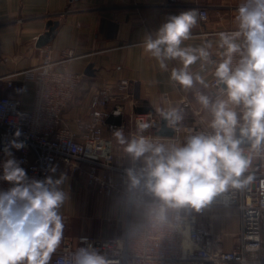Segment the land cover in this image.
I'll return each mask as SVG.
<instances>
[{
    "label": "clouds",
    "instance_id": "obj_1",
    "mask_svg": "<svg viewBox=\"0 0 264 264\" xmlns=\"http://www.w3.org/2000/svg\"><path fill=\"white\" fill-rule=\"evenodd\" d=\"M236 13L235 30L218 34V46L224 52L214 76L216 85L224 86L219 91L226 98L212 102L207 95H197L198 102L211 110V132L190 135L179 146H166L142 134L126 140L122 127L114 129L113 136L125 145L133 161L125 170V187L115 205L124 235L113 242L114 255L125 243L144 253L177 236L188 247L189 211L199 213L217 197L251 180L241 177L251 164V153L264 147V0H242ZM205 18L196 9L181 11L143 38L144 50L162 71H168L170 61L180 63L171 69L170 78L185 90L196 83L208 87L189 68L209 60L211 43L184 46L192 29ZM236 55L239 60L234 65ZM17 91L23 93L26 88ZM161 115L171 125L181 119L175 109ZM148 127L138 125L141 132ZM20 134L17 130L15 136ZM245 143L250 144L248 155L242 147ZM23 147V142L10 141L0 164V180L10 185L0 189V264H52L65 235L60 209L69 199L63 189L68 178L64 173L59 178L29 177L11 151ZM56 170L55 166L49 169L53 174ZM84 245L66 252L57 264H118L86 239Z\"/></svg>",
    "mask_w": 264,
    "mask_h": 264
},
{
    "label": "crops",
    "instance_id": "obj_2",
    "mask_svg": "<svg viewBox=\"0 0 264 264\" xmlns=\"http://www.w3.org/2000/svg\"><path fill=\"white\" fill-rule=\"evenodd\" d=\"M240 3L242 0H0V97L18 99L24 109H30L34 99V82L22 73L40 66L50 46L52 57L56 60L63 56L62 52L72 51L75 57L68 61L66 67L68 71L84 76L72 104L64 114L65 123L74 133L80 131L77 120L87 119L90 114L92 95L106 86L111 87L114 95L111 107L124 105L126 120L131 115L146 113L142 110L144 108H151L152 112L158 114L159 130L161 111L176 109L189 89H183L170 78L171 69L181 66L180 63L170 61L168 71H162L158 62L144 50V36L154 33L170 15L190 9L199 12L202 6L208 7L210 20L198 21L192 29L191 39L184 41V46L201 47L211 43L209 60L198 61L189 68L194 77L198 74L204 81L211 80L215 78V68L209 61L224 51L218 46V34L235 30L234 17ZM50 21H59V26L50 43L39 48L38 38L47 32ZM90 64H94V76L85 74ZM127 80L130 83L128 90L120 88V83ZM9 82L12 84L9 85ZM21 88H26V91L18 92ZM211 119L212 114L205 112L203 122L197 124L205 125L212 131L209 127ZM116 120L121 122L119 118ZM193 123L186 120L184 126ZM194 134L197 133H188L184 129L178 136L154 141L166 146H179ZM104 135L112 138L115 145H122L107 127L104 128ZM124 136L129 140L128 134ZM122 146L116 160L129 168L133 166V161L125 152V145ZM54 166L56 172H48V175H54V178H59L61 173L67 175L63 189L69 198L84 195L85 204L95 203L99 215L97 218L90 217L92 222L88 219L82 222L61 208L66 224L64 236L73 238L75 245L82 236L120 237L124 227L115 211L116 201L125 187L120 175L114 174L116 182L121 185L120 189L108 193L101 190L100 184L90 183L87 164H82L83 170L80 172H73L62 161ZM104 173L101 171L100 175ZM92 190L100 195L93 202ZM108 211L113 213L107 215Z\"/></svg>",
    "mask_w": 264,
    "mask_h": 264
},
{
    "label": "built area",
    "instance_id": "obj_3",
    "mask_svg": "<svg viewBox=\"0 0 264 264\" xmlns=\"http://www.w3.org/2000/svg\"><path fill=\"white\" fill-rule=\"evenodd\" d=\"M199 12L206 17L203 22L210 20L208 7L202 6ZM52 52L48 46L43 63L22 73L34 82V99L30 109H24L18 99L0 97V164L5 158V146L16 139L23 142L24 147L19 150L12 148L11 151L21 161V166L29 177L43 179L58 161L67 164L73 172L82 171V164H87L91 184H100L101 190L108 193L119 190L121 185L116 182L114 174H119L124 184L127 179L125 170L128 169L116 160L123 146L115 145L112 138L105 137L104 128L107 127L113 134L114 129L122 127L129 140L141 134L153 140L161 139L163 137L156 135L158 114L152 111L137 113L126 120L124 105L116 104L111 107L114 95L111 87L106 86L92 95L90 114L87 119L77 120L80 131L74 133L65 123L64 114L72 104L84 76L72 73L66 67L68 61L75 57L72 51L62 52L63 56L58 60L53 59ZM223 52L210 59L209 63L214 68L222 60ZM238 60L239 56H234L233 64ZM215 81L216 78L205 81L208 87L196 83L180 100L175 110L181 119L172 125L174 136L180 135L184 129L188 133L211 132L205 125L197 124L203 122L205 112L211 114L210 109H205L198 102L197 95H207L212 102L217 98L225 99L219 91L224 86H217ZM119 87L128 90L130 83L128 80L122 81ZM118 118L121 122L116 120ZM186 120L193 121V125L185 127ZM145 123L149 127L141 132L138 125ZM17 130L21 133L19 137L15 136ZM242 147L248 155L250 147ZM251 155V164L241 177L246 180L250 176L251 180L238 189H230L207 206L212 209L235 208L239 211L241 238L232 249H224L216 239L210 237L208 228L201 220L195 215L187 214L191 225L188 247H184L181 237L177 236L172 242L165 241L159 249L144 253L125 243L114 255L112 244L123 237L124 230L120 237L114 238L82 236L78 238L77 245L73 238L64 236L61 248L53 256L52 264H57L61 256L75 250L78 244L85 246V239L116 259L118 264H264V147ZM101 171L106 173L100 175ZM8 187L10 185L7 182L0 180V189Z\"/></svg>",
    "mask_w": 264,
    "mask_h": 264
},
{
    "label": "rangeland",
    "instance_id": "obj_4",
    "mask_svg": "<svg viewBox=\"0 0 264 264\" xmlns=\"http://www.w3.org/2000/svg\"><path fill=\"white\" fill-rule=\"evenodd\" d=\"M92 202L100 195L96 191H91ZM86 198L84 195L74 196L71 199H67L62 207L64 212L72 214L76 220L84 219L90 220V217H99L98 211H96L94 204H85ZM112 209V208H111ZM113 211L107 212L112 214ZM188 214L195 215L201 222H203L210 232V237L216 239L217 242L226 250L232 249L241 238L242 222L241 216L237 209H212L210 207H205L199 213L194 211H189ZM114 218L115 215L113 214ZM92 222V221H91ZM79 224H81L79 222ZM116 224V223H115ZM115 224H113L115 226ZM75 225L78 227V223ZM85 225V223H83ZM113 226V227H114Z\"/></svg>",
    "mask_w": 264,
    "mask_h": 264
},
{
    "label": "water",
    "instance_id": "obj_5",
    "mask_svg": "<svg viewBox=\"0 0 264 264\" xmlns=\"http://www.w3.org/2000/svg\"><path fill=\"white\" fill-rule=\"evenodd\" d=\"M59 26V21H50L48 26H47V32L44 33L43 35H41L38 38L37 41V46L39 48L47 45L48 43H50V41L52 40V38L55 35L56 29ZM94 64H90L88 66V68L86 69L85 74L88 76H94ZM174 128L172 126L169 125L168 120H166L163 116H162V120H161V126L160 129L157 131V135L161 136V137H174ZM238 135V133H237ZM242 146L244 147H250L249 143H245Z\"/></svg>",
    "mask_w": 264,
    "mask_h": 264
},
{
    "label": "trees",
    "instance_id": "obj_6",
    "mask_svg": "<svg viewBox=\"0 0 264 264\" xmlns=\"http://www.w3.org/2000/svg\"><path fill=\"white\" fill-rule=\"evenodd\" d=\"M144 112H148V111H152V109L151 108H144V109H142Z\"/></svg>",
    "mask_w": 264,
    "mask_h": 264
}]
</instances>
